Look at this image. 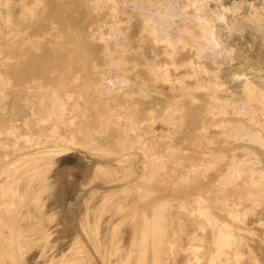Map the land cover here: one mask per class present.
I'll return each mask as SVG.
<instances>
[{
    "label": "rangeland",
    "instance_id": "374dc122",
    "mask_svg": "<svg viewBox=\"0 0 264 264\" xmlns=\"http://www.w3.org/2000/svg\"><path fill=\"white\" fill-rule=\"evenodd\" d=\"M0 264H264V0H0Z\"/></svg>",
    "mask_w": 264,
    "mask_h": 264
}]
</instances>
